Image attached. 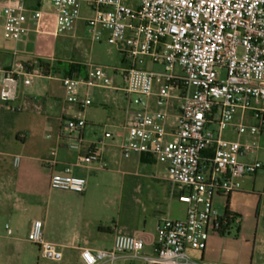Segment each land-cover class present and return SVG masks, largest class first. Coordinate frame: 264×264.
<instances>
[{
	"label": "built area",
	"instance_id": "obj_1",
	"mask_svg": "<svg viewBox=\"0 0 264 264\" xmlns=\"http://www.w3.org/2000/svg\"><path fill=\"white\" fill-rule=\"evenodd\" d=\"M83 6L90 11L85 17ZM0 14L16 41L23 32L45 31V16L53 18L57 33L83 19L93 41L105 37L124 54L126 66L115 68L122 70L121 90L129 102L121 152L165 161L173 191L187 207L184 219L160 220L153 254L144 253L141 238L117 233L109 249L82 248L83 263L203 264L187 250H202L212 234H221L224 213L215 198L239 190L243 177L264 167L259 159H247L261 148L252 136L264 129V0H0ZM146 58L163 69L139 66ZM39 75L59 77L64 103L82 111L92 100L80 94L79 85L119 89L106 68L92 62L84 76L20 65L3 71L0 99L16 101L20 77L30 85ZM86 125L85 118L68 119L70 149L81 150ZM21 161V155H13L14 167ZM75 164L104 168L98 151L81 152ZM86 185L71 165L50 179L52 189L82 193ZM30 238L42 257L62 259L56 244L44 239L41 220L33 221Z\"/></svg>",
	"mask_w": 264,
	"mask_h": 264
},
{
	"label": "crops",
	"instance_id": "obj_2",
	"mask_svg": "<svg viewBox=\"0 0 264 264\" xmlns=\"http://www.w3.org/2000/svg\"><path fill=\"white\" fill-rule=\"evenodd\" d=\"M0 25L3 30V23ZM119 52L123 63L127 64L124 54ZM84 64L87 69V63ZM20 65L31 70L42 68L33 57L19 56L0 42V79L4 70ZM35 77L30 85H25L20 77L19 96L14 102L21 100L23 109L46 113L47 119L51 116L49 111L58 104L61 117H65L69 109L63 103V96L56 94L50 83L36 87ZM27 86H33L30 92ZM7 106L14 110L16 104ZM125 119L114 131L106 130L104 136L89 135L85 119L87 125L82 131L81 150L70 149L57 137L54 140L56 150L49 156L42 153L29 157V161L20 163V171L15 176L0 177V264H84L80 255L82 248L109 249L117 233L141 238L145 242L144 253L153 254L159 239L160 220L186 217L187 207L178 200L177 190L173 191L166 162L147 153L121 152ZM106 133L112 136L107 137ZM252 138L260 141L261 148L247 159L263 162L264 129ZM20 139L24 141L26 136ZM88 151L100 152L103 169L97 164H75L79 154ZM67 165L72 166L75 175L87 179L84 192L50 187V179L62 174ZM223 198L226 202L222 213L228 209L240 217V222L233 221L225 234H212L204 249L189 248L190 258L203 264H264V167L252 176L243 177L240 189ZM35 220L43 222V237L56 244L63 254L61 260L42 257L39 246L31 241ZM134 263L147 264L142 259Z\"/></svg>",
	"mask_w": 264,
	"mask_h": 264
},
{
	"label": "rangeland",
	"instance_id": "obj_3",
	"mask_svg": "<svg viewBox=\"0 0 264 264\" xmlns=\"http://www.w3.org/2000/svg\"><path fill=\"white\" fill-rule=\"evenodd\" d=\"M129 1L137 2V0ZM44 7L49 9L50 5L44 4ZM89 14V9L83 6V17ZM1 23H3V16L0 14ZM41 23L45 26V31L23 32L18 42L9 36L4 28L2 30L0 25V42L8 46L10 50L16 51L19 56H31L36 63L43 61L44 69H47V63L56 61L63 63L77 61L81 64L92 62L101 65L106 68L107 74L112 78V85L120 88L124 85L122 70L115 71V68L126 66L123 63L122 54L115 45L109 44L105 37L100 41H93L91 28L83 19L66 33L55 31V24L51 17L45 16ZM28 27L35 26L29 24ZM139 66L149 70L161 71L163 69L161 65L147 58L144 64H139ZM34 79L36 87L50 83L56 94L63 96L61 98L65 97L59 77L42 79L36 76ZM32 87L27 86V92H30ZM78 89L82 96H87L92 100V104L82 111L74 104L63 102L69 109L64 118L61 117V107L58 104H55V107L49 111L51 116L47 119L46 113L33 108L14 111L7 106L9 104L13 107L16 104V107H24L21 100L14 103L0 100V177L15 176L20 171L21 166L17 168L13 166V155L15 154L22 156V164L29 161V157H38L42 153L44 156H49L52 151L56 150L54 140L57 137L66 142L69 147L71 139L66 124L72 117L85 118L88 122L87 133L91 136H104L106 130L114 131L118 124L123 123L129 106L125 92L121 89L100 86H91L86 90L85 86L79 85ZM59 117L61 120L58 119ZM229 134L233 136V133L229 132ZM23 135L26 136L24 141L20 139ZM261 160L264 164V148L261 150ZM225 202L223 197L215 198L219 211H224Z\"/></svg>",
	"mask_w": 264,
	"mask_h": 264
},
{
	"label": "trees",
	"instance_id": "obj_4",
	"mask_svg": "<svg viewBox=\"0 0 264 264\" xmlns=\"http://www.w3.org/2000/svg\"><path fill=\"white\" fill-rule=\"evenodd\" d=\"M43 61L38 62V66L44 67L42 65ZM47 69L45 71H50L54 74L58 73L61 75H76V76H84L86 65L81 63H63L61 61H56L53 63H47ZM234 214H231L228 209L224 212V224L222 225L221 234H225L231 228V225L234 221Z\"/></svg>",
	"mask_w": 264,
	"mask_h": 264
}]
</instances>
